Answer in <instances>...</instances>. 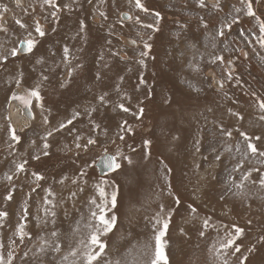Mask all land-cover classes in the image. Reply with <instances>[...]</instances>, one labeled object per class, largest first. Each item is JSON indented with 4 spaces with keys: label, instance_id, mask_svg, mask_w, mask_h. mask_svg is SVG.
I'll return each mask as SVG.
<instances>
[{
    "label": "snow or ice",
    "instance_id": "snow-or-ice-1",
    "mask_svg": "<svg viewBox=\"0 0 264 264\" xmlns=\"http://www.w3.org/2000/svg\"><path fill=\"white\" fill-rule=\"evenodd\" d=\"M107 2L66 0L60 3L58 0H39V8L47 15L42 14L38 19L34 15L36 7L33 4L25 6L24 0H13L14 7L24 16H29L31 24L13 16L14 24L26 31L27 38L20 40L6 53L0 52V72L7 73L11 77L9 83L14 84L15 90H11L9 104L18 102L29 115L34 102L40 108L43 133L37 134L38 140L31 139L30 151L20 153L17 159L16 149L22 144V136L10 122L8 125V151L4 162L11 164V168L3 175V180L9 185L4 199H14L16 183L21 179L28 182L29 192L25 194L19 219L9 238L7 255L0 252V264H16L17 258L20 264H122L120 260L106 258L109 250L107 238L113 233L118 220L115 214L109 215L117 209L118 203V190L113 187L110 196L105 190L104 185H108L109 180L101 179L94 185L99 202L96 196H90L82 202L80 194L85 192L89 183L85 179L86 161L72 175L59 173V178L52 184H48L43 172L29 168L30 161L38 162L53 155L52 138L64 132L71 137V141L57 145V151L72 153L75 160H82V154L86 155L99 142L100 135L108 137L109 128L100 118H108L109 112L131 116L134 123H130L127 118L117 123V139L111 140L116 145L115 152L108 155L105 149L103 165L106 169L115 172L121 170L125 163L135 167L142 161H149L154 149L159 150L160 156L164 157L158 162L163 165L164 185L168 196L172 198V205L166 208L163 203L159 204L158 211L150 220L153 236L151 242L145 245L149 252L144 264H171L169 249L172 238L169 230L174 215L182 206L180 196L174 194L170 180L173 168L165 163V153L171 155L184 151L192 157L190 172L195 184L193 202L186 206L190 219L186 218L185 223L198 217L199 208L195 200L213 183L223 185L218 197L220 201L231 199L248 210L259 202L260 211L264 213V94L246 92L250 103L240 107V102L226 91V86L233 81L235 86H242L241 76L236 74L232 56L226 58L224 55L225 52L240 53V56L248 59V51L240 47L230 49L226 43L233 26L241 24L245 17L255 21L256 31L240 28L239 38L245 44H250L249 36L256 35L259 47L264 49V18L258 14L264 0H231L229 3L224 0H182L180 8L185 10L183 17L174 21L176 30L167 36H164L161 28L164 19L161 11L150 10L142 0L128 2L140 12L150 14L153 17L151 23L145 24L139 15L133 16L128 12H120L117 23H108L109 14L103 7ZM84 4L91 6L93 21L99 22L107 32L103 37L104 43L91 61L92 67L89 68L86 61L87 47L91 44V29L86 17L76 18L75 28L56 42L58 47L54 45L37 54L50 33L58 34L62 16L70 17L76 11H85ZM11 11L7 4L0 3V33H9L5 14ZM193 12H197V15L193 16ZM202 12L211 15H200ZM220 14H223V19ZM126 21L151 30L147 38L139 31L136 33L138 39L125 38L122 29ZM156 34H160L167 44L163 48V60H158L159 53L154 52ZM256 55L264 63V55ZM18 57L21 63L13 64L9 69V58L15 60ZM25 59L27 64L24 63ZM129 61L138 66L136 83L132 88V93L138 94L135 96L124 87L128 77L123 73L133 71L128 66ZM149 63L154 68L158 64L164 65L158 71H152L151 79L144 74ZM121 64L125 66L123 69ZM228 65L233 67H226ZM217 68L221 69L219 74ZM49 87L61 93L73 89L77 93L82 92L86 103L72 101L70 113L52 125L49 119L51 110L46 108L43 95ZM209 89L218 95L222 93L223 98L231 102L233 106L226 108V114L233 124H225L222 117H216L219 105L214 107L206 104L203 111L200 110L199 101ZM178 91L182 93V98L177 97ZM113 96L116 98L113 99ZM134 98L135 106L131 104ZM194 101L195 104L192 103ZM149 103L161 112L158 124L160 137H142L139 151L128 145L131 152L139 157V160H134L133 155L122 150L120 143H127L126 137H135L137 127L143 125ZM248 117L252 118V130H241ZM85 121L84 128L76 127L77 123ZM236 124L241 127H235ZM233 128L239 139L234 135ZM188 139H191L190 151L186 143ZM252 159H257L262 167H246V162ZM225 160L231 165L230 168ZM222 172L227 175L222 177ZM55 185L66 189L67 195L63 192L58 194ZM38 192L43 195L37 212L33 214L29 201L32 194ZM85 206L87 215L83 212ZM224 207V215H228L232 209L227 205ZM8 218L9 212L0 210V229L6 226ZM252 224L253 220L249 218L247 225L251 227ZM210 227L216 229L218 236L211 249L217 264H232L233 257L238 264H247L249 255L259 250L258 245L264 248V234L259 235L254 244L245 247L237 243L244 235L245 228L222 222L217 226L211 223V217L202 219L199 235L205 236ZM83 229H87L86 237L81 236ZM178 234L181 237L187 235L183 226L178 227ZM21 245L24 249L18 252ZM4 247L0 243V249ZM245 252L249 255H245Z\"/></svg>",
    "mask_w": 264,
    "mask_h": 264
},
{
    "label": "rangeland",
    "instance_id": "rangeland-1",
    "mask_svg": "<svg viewBox=\"0 0 264 264\" xmlns=\"http://www.w3.org/2000/svg\"><path fill=\"white\" fill-rule=\"evenodd\" d=\"M60 3L66 2V0H58ZM83 2V0H81ZM182 0H142L150 10L161 11L164 19L161 21V28L164 36H167L171 32L176 30L174 21L183 17L184 9L180 8ZM225 3L231 2V0H224ZM0 3L7 4L12 9L11 12L5 14V20L7 21L10 31L7 34L0 33V52L6 53L10 48L16 46L20 40L27 38V33L24 29H20L18 25L13 22V16L31 24L29 16H24L19 9L14 7L13 0H0ZM33 4L36 7L34 15L36 18L47 15V12H42L39 8V0H24L25 6ZM104 10L109 14L108 23H117L118 14L120 12H128L130 15H139L143 23H151L153 17L150 14H145L135 9L128 0H108L103 6ZM85 11L74 12L70 17L68 15L62 16L59 26L58 34H51L45 38L43 45L39 48L38 53L44 52L46 48L56 45V42L60 40L62 36L70 33L75 28V20L79 16L81 18L86 17L87 23L91 29L90 39L91 44L87 47L86 61L89 68L92 67L91 61L96 55V52L100 48V45L104 43L103 37L107 35L106 28H102L99 22H94L92 18L91 6L84 4ZM200 15H211L210 13L202 12ZM258 14L264 18V4L259 7ZM193 16L197 15V12L192 13ZM220 18L223 19V14H220ZM43 23V21H42ZM50 27V26H49ZM193 27H195V21H193ZM240 28L256 31L255 21L250 18H243L242 23L233 26L231 35L226 43L229 48L240 47L245 51H248V59H244L240 56V53L225 52V57L232 56L235 60L236 74L241 76V85L235 86L233 81L226 86V91L229 95L233 96L240 102V107H246L250 103V97L245 93L249 91H256L259 94H264V63L260 62L256 53L264 55V49L259 47L256 35L249 36L250 44H245L238 36ZM118 31H120L118 27ZM139 31L141 35L147 38L151 30L142 28L140 25H133L131 21H126L122 29V33L127 39H138L136 33ZM258 34V32H257ZM157 38L154 45V52L159 53L158 60H163V48L167 46L166 41L160 34H156ZM75 43V42H73ZM116 41L114 40V44ZM58 47V45H56ZM119 46V45H117ZM223 47V45H221ZM129 55H132L129 52ZM237 57H239L237 59ZM21 63L20 58H9L8 67L11 69L13 64L19 65ZM27 64V59L24 60ZM128 66L133 68V71L125 74L128 79L125 82L124 87L127 88L130 94L132 93L133 85L136 83L137 67L132 61H129ZM164 65H157L153 67L149 63V68L145 70V77L151 79L152 71H158L159 67ZM30 67V65H29ZM123 69L125 66L120 65ZM233 66L229 65V68ZM217 74L221 69H216ZM11 77L7 73L0 72V210H7L9 212V218L5 222L6 226L0 229V243L5 245L4 249H0V252L6 256L9 250V238L12 237L13 228L19 219V213L21 210V204L26 198L25 194L29 192L27 187L28 182L21 179L16 183V190L14 192V199L7 201L4 197L7 195V187L9 185L3 180L5 172L11 168V164L4 162V157L7 155V140H8V125L12 123L18 132L22 136V144L17 146V159L19 154L26 151H30L29 145L31 139H37V134L43 133L41 125V110L35 106V102L31 108L34 119L28 126L27 124H21L17 122L15 115L14 118L8 113V98L11 95V90L14 89V84L9 83ZM44 103L46 108L51 110L49 119L52 125H56L59 121L63 120L66 115L71 111L70 105L72 101H79L81 104L86 103L84 100V94L77 93L74 89L66 93L55 92L49 87L44 93ZM138 95V94H133ZM177 97L182 98V93L177 92ZM116 97L113 96V99ZM195 104L196 102H192ZM133 106L136 105V99L131 101ZM211 104L212 106L219 105L216 110V117H222L225 124L231 125L234 122L231 121L227 114L226 108L233 106L230 101L223 98V94H217L213 90H207L205 95L199 101L200 110L203 111V106ZM74 106V105H72ZM127 118L130 123H134L131 116L124 117L122 113L109 112L108 118L101 117V121L109 128L108 137L104 135L99 136V142L92 146L86 155L82 154V160H75L72 153H61L57 151V145L70 142L71 137L67 135V132L57 134L53 139V155L51 157L43 158L41 161H30V170H39L43 172L48 178V184H52L55 179L59 178V173L66 172L69 175L84 166L83 162H87L84 166V170L87 173L85 179L89 181L85 192L80 194L81 201H86L90 196H96L99 202L98 193L95 191L94 185L101 179L109 180L108 185H104L106 192L111 194L113 187L118 190V203L117 209L112 210L109 215L115 214L118 217L116 227L113 233L109 234L107 243L109 244V250L107 251L106 258L111 260H120L122 264H144L147 259L149 250L145 247L146 244L152 240V227L150 220L153 215L158 211L159 204L163 203L165 207L172 205V198L168 196L164 180L162 176L163 165L158 161L164 157H161L159 150H153L152 156L149 161H142L135 167L128 166L126 163L121 170L115 172L109 171L100 175L96 168L98 160L105 156V149L107 154H113L116 149V145L111 143V140L117 139L116 133L118 131L117 123L122 119ZM211 119V116L209 117ZM251 117H248L243 123L241 130H252ZM15 121V122H14ZM161 121V112L153 104L147 105V111L142 126L137 127L135 137H126L127 143H120L122 150L130 155H133L134 160H139V157L132 153L128 145H132L137 149L141 148L142 137H160V129L158 124ZM85 122L77 123V128H84ZM26 126V127H25ZM209 129L212 125L209 123ZM235 127H241L240 124H236ZM23 129V131H21ZM234 135L239 139L238 134L235 133V128L232 129ZM194 131V129L192 130ZM188 135V133H186ZM39 143V141H38ZM187 147L191 150V139L187 140ZM243 149V145H241ZM165 163H168L173 168V173L170 176V180L174 187V194L179 195L182 200V206L179 211L174 215L172 224L170 225L169 234L171 236L170 241V262L171 264H217L216 257L212 249V245L216 242L218 236L215 228L210 227L205 236L201 237L198 233L201 221L204 217H211V223L217 226L220 223L231 225L233 223L238 224L240 227L245 228L244 235L237 241V243L247 247L254 244L259 235L264 234V213L260 211L259 202L254 203L251 210H248L245 206L234 200L220 201L219 195L223 191L222 183H213V185L207 189L200 198L195 200L196 205L199 208V215L196 219H192L190 223H185V219H190L186 211L188 203L193 202V185L195 179L191 178L190 166L192 164V157L187 152L181 151L175 154H167ZM11 159V157H9ZM75 160V162H73ZM225 164L231 167L229 162L225 160ZM247 166L262 167L257 159H252L246 162ZM187 173V175H186ZM222 177L227 173L222 172ZM237 176L239 173L236 174ZM255 175V174H254ZM114 182V184L112 183ZM47 187V184H45ZM57 193L63 192L67 195V190L60 185L54 186ZM43 193H33L32 198L29 201L30 211L35 214L37 207L40 203V197ZM225 205L231 208L232 211L228 215H224ZM83 212L87 215V207L83 208ZM251 218L253 224L251 227L247 225V220ZM183 226L187 233L186 236H179L178 227ZM87 229H83L81 236L86 237ZM223 235V230L220 231V236ZM79 238V237H78ZM258 251L249 255L247 264H264V248H260L258 245ZM24 246L21 245L17 250L22 251ZM16 264H20L19 258L16 260ZM232 264H238V261L233 257Z\"/></svg>",
    "mask_w": 264,
    "mask_h": 264
},
{
    "label": "water",
    "instance_id": "water-1",
    "mask_svg": "<svg viewBox=\"0 0 264 264\" xmlns=\"http://www.w3.org/2000/svg\"><path fill=\"white\" fill-rule=\"evenodd\" d=\"M226 67H229V65L228 66H226ZM14 110L15 111V113H16V118H20V119H25V117L26 118H28L29 120H30V122H29V124L31 123V121L33 120V114H32V112H31V115H29L28 114V112L23 108V106L22 105H20L18 102H12L11 104H9V107H8V113H9V111L10 110ZM28 124V125H29ZM11 125H12V127L14 126L12 123H11ZM27 125V126H28ZM26 127V126H25ZM108 155H110V154H108ZM105 156H103V157H101L99 160H98V162L96 163V168H97V170H98V173L100 174V175H103L104 173H106V172H109V170L108 169H106L105 167H104V165H103V158H104Z\"/></svg>",
    "mask_w": 264,
    "mask_h": 264
},
{
    "label": "bare ground",
    "instance_id": "bare-ground-1",
    "mask_svg": "<svg viewBox=\"0 0 264 264\" xmlns=\"http://www.w3.org/2000/svg\"><path fill=\"white\" fill-rule=\"evenodd\" d=\"M11 116L14 118V115L16 116V113L15 111L12 109L11 112H10ZM18 121L17 122H22L21 124H27L28 125V122L30 121L28 118L25 117V119H20V118H16ZM15 122V121H14Z\"/></svg>",
    "mask_w": 264,
    "mask_h": 264
},
{
    "label": "flooded vegetation",
    "instance_id": "flooded-vegetation-1",
    "mask_svg": "<svg viewBox=\"0 0 264 264\" xmlns=\"http://www.w3.org/2000/svg\"><path fill=\"white\" fill-rule=\"evenodd\" d=\"M232 66V65H231Z\"/></svg>",
    "mask_w": 264,
    "mask_h": 264
}]
</instances>
